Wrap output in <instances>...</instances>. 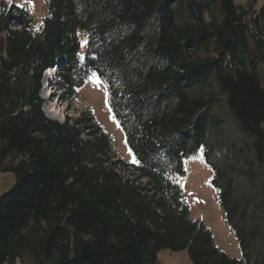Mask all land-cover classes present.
<instances>
[{
    "label": "trees",
    "instance_id": "1",
    "mask_svg": "<svg viewBox=\"0 0 264 264\" xmlns=\"http://www.w3.org/2000/svg\"><path fill=\"white\" fill-rule=\"evenodd\" d=\"M53 69L67 100L98 76L135 164L89 111L61 123L44 113L40 80ZM261 69L264 1L46 0L38 27L0 1V172L15 180L0 195V264H160L164 249L191 264H264L263 220L234 198L264 165ZM212 90L250 143L251 160L231 156L225 172L209 146L221 126ZM200 149L242 259L216 248L176 182Z\"/></svg>",
    "mask_w": 264,
    "mask_h": 264
},
{
    "label": "rangeland",
    "instance_id": "2",
    "mask_svg": "<svg viewBox=\"0 0 264 264\" xmlns=\"http://www.w3.org/2000/svg\"><path fill=\"white\" fill-rule=\"evenodd\" d=\"M9 9L11 7L25 9L32 17V26L38 27L46 14V0H0ZM251 0H234L236 4L245 5ZM264 0H255V9H259ZM79 57H84L86 52L85 35L79 31ZM55 72V70H54ZM44 73L40 80V98L42 109L54 110L61 117L57 121L76 118L81 112L89 111L96 123L112 141L114 155L127 164H135L136 159L127 145L124 133L116 122L107 103L106 89L98 78L94 82L91 74L80 86L75 88L71 100L64 98L59 87L58 71L55 74ZM260 78L264 86V69L260 70ZM217 103L210 108L211 114L220 120L219 130L212 132L209 137V146L214 149L216 166L221 172L228 171L235 164L231 156L239 157L248 148L250 143L239 132L236 122L229 113L224 97L217 96ZM213 158V157H212ZM250 161V157L243 155ZM184 176H178L176 182L185 202L189 207L190 217L199 220L211 232L214 245L223 254L233 259H242L239 244L232 229L226 224L225 216L219 202V190L212 184L213 172L210 165L203 158V149L193 158L184 161ZM253 181L240 180L234 191V198L244 208L251 210L262 219L264 230V165H255ZM14 175L10 171L0 172V195L14 185ZM261 214V215H260ZM160 264H191L186 251L171 252L162 250L157 256ZM17 264H33L27 255H24Z\"/></svg>",
    "mask_w": 264,
    "mask_h": 264
},
{
    "label": "bare ground",
    "instance_id": "3",
    "mask_svg": "<svg viewBox=\"0 0 264 264\" xmlns=\"http://www.w3.org/2000/svg\"><path fill=\"white\" fill-rule=\"evenodd\" d=\"M55 70V72H54ZM51 71L53 72L52 74H55L57 73L56 69H53V70H48L46 73H51ZM45 114L52 118V119H60L61 120V117L58 115V113H56L54 110H49V109H45Z\"/></svg>",
    "mask_w": 264,
    "mask_h": 264
},
{
    "label": "snow or ice",
    "instance_id": "4",
    "mask_svg": "<svg viewBox=\"0 0 264 264\" xmlns=\"http://www.w3.org/2000/svg\"><path fill=\"white\" fill-rule=\"evenodd\" d=\"M85 43H87V41H83L82 44H81V46L83 47V45H84ZM80 59L82 60L83 57H80ZM90 79H92L94 82H98V77H95L94 75H93V77H90Z\"/></svg>",
    "mask_w": 264,
    "mask_h": 264
},
{
    "label": "water",
    "instance_id": "5",
    "mask_svg": "<svg viewBox=\"0 0 264 264\" xmlns=\"http://www.w3.org/2000/svg\"><path fill=\"white\" fill-rule=\"evenodd\" d=\"M52 119V118H51ZM53 120H56V119H53ZM57 121V120H56ZM58 122H60L61 123V121H58Z\"/></svg>",
    "mask_w": 264,
    "mask_h": 264
}]
</instances>
